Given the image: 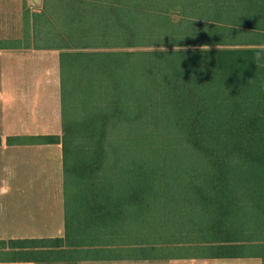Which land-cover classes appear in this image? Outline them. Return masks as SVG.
<instances>
[{"label":"trees","instance_id":"1","mask_svg":"<svg viewBox=\"0 0 264 264\" xmlns=\"http://www.w3.org/2000/svg\"><path fill=\"white\" fill-rule=\"evenodd\" d=\"M33 20L31 46L59 51L65 233L2 242L9 260L264 241V0H43ZM170 182L216 222L140 241L126 223Z\"/></svg>","mask_w":264,"mask_h":264},{"label":"crops","instance_id":"2","mask_svg":"<svg viewBox=\"0 0 264 264\" xmlns=\"http://www.w3.org/2000/svg\"><path fill=\"white\" fill-rule=\"evenodd\" d=\"M9 20L11 12L0 9V26L12 25ZM60 88L58 50L0 47V264H40L9 260L12 253L2 242L65 233L61 145L49 141L61 137ZM159 246L77 249L73 256L75 264H263L258 253L225 256L210 246L203 251L180 244L162 251Z\"/></svg>","mask_w":264,"mask_h":264},{"label":"rangeland","instance_id":"3","mask_svg":"<svg viewBox=\"0 0 264 264\" xmlns=\"http://www.w3.org/2000/svg\"><path fill=\"white\" fill-rule=\"evenodd\" d=\"M42 1L43 0H0V9H8L11 12V20H9V22L12 24L9 26H0V47L31 46L32 41L30 34L34 22V13L40 10ZM158 186L161 188V195L146 200L148 205L142 210V216L139 218L138 222H134V224L126 223L125 225L128 227H135L140 233L145 234L141 236L140 241L148 243V241L158 240L162 243L163 240L172 238V235L197 233L198 226L196 224L200 222H202V224L206 222L214 224L216 222V209L213 206H205L201 205V203L198 204L195 198L188 197L181 193L183 188L179 186H186L185 184L170 182L159 184ZM256 214L257 212L251 213V216ZM249 216L243 218L246 222L245 226H254L255 221L249 219ZM203 229L207 230L205 227H203ZM177 240L178 242L194 241L181 238ZM198 241L202 242L203 240ZM241 242L242 245L248 246L246 248L254 249H245V252L259 251L261 248H264V241L261 240ZM159 245L161 246H159L158 249L162 251L168 249L167 246L163 247V244ZM205 249L209 248L205 247Z\"/></svg>","mask_w":264,"mask_h":264},{"label":"clouds","instance_id":"4","mask_svg":"<svg viewBox=\"0 0 264 264\" xmlns=\"http://www.w3.org/2000/svg\"><path fill=\"white\" fill-rule=\"evenodd\" d=\"M160 50H161V51H164V50H166V49L161 48ZM260 60H261V56H260L259 53H257V56H256V61H257V63H259Z\"/></svg>","mask_w":264,"mask_h":264}]
</instances>
